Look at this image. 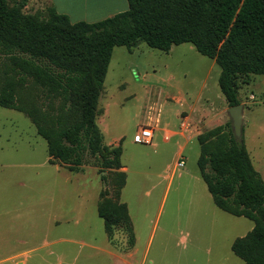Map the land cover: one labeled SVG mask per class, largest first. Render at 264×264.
Masks as SVG:
<instances>
[{
    "label": "rangeland",
    "instance_id": "rangeland-1",
    "mask_svg": "<svg viewBox=\"0 0 264 264\" xmlns=\"http://www.w3.org/2000/svg\"><path fill=\"white\" fill-rule=\"evenodd\" d=\"M5 1L39 20L49 7L72 23H92L100 14L90 12L91 0ZM219 72L191 44L168 52L144 43L114 47L95 123L103 145L121 147L119 169H104L85 149L82 165L70 171L49 158L25 111L0 108V264H243L230 246L253 223L215 207L197 167L196 137L231 131ZM14 77L1 57L0 89ZM238 86L241 143L264 181V75ZM16 102L48 120L73 122L78 115L76 105L64 107L70 104L62 95H49L32 80L17 91ZM183 123V136L166 133H178ZM141 128L152 131L149 144L133 142ZM179 160L184 164L177 168ZM117 173L125 178L119 191ZM102 193L126 205L131 247L122 224L112 241L105 234L96 211Z\"/></svg>",
    "mask_w": 264,
    "mask_h": 264
},
{
    "label": "trees",
    "instance_id": "trees-1",
    "mask_svg": "<svg viewBox=\"0 0 264 264\" xmlns=\"http://www.w3.org/2000/svg\"><path fill=\"white\" fill-rule=\"evenodd\" d=\"M126 11L100 21L70 22L53 7L39 20L0 0V58H7L15 77L0 89V108L25 111L45 142L50 159L70 171L82 165L84 150L104 169H119L121 147L102 144L95 123L99 93L114 47L140 43L168 52L191 44L219 68L217 84L229 107L239 104L238 80L264 75V0H126ZM32 80L49 95H62L65 106H77L75 120H48L34 108L16 102L17 91ZM197 167L212 203L219 210L253 223L230 249L243 264H264V181L254 170L243 143L229 130L212 129L196 137ZM118 191L125 184L117 173ZM118 192L116 195L118 196ZM102 193L97 205L104 232L112 241L119 225L133 245L126 205Z\"/></svg>",
    "mask_w": 264,
    "mask_h": 264
},
{
    "label": "crops",
    "instance_id": "crops-1",
    "mask_svg": "<svg viewBox=\"0 0 264 264\" xmlns=\"http://www.w3.org/2000/svg\"><path fill=\"white\" fill-rule=\"evenodd\" d=\"M91 2L92 3H91L90 12L91 13H93V12L94 13H97V12L100 13L98 15L99 19L96 20V21H100L102 19L111 17V16H113V15H115L117 13L126 11L127 8H128L126 0H91ZM96 21H93V22H96ZM184 120H187V117L184 118ZM184 126H185V124H184ZM186 126H187V124H186ZM186 126L185 127H180V125H179L178 133L177 132L176 133H172V132H168V131H166V133H169L172 136L179 135L181 137V136H183L182 133L186 131Z\"/></svg>",
    "mask_w": 264,
    "mask_h": 264
},
{
    "label": "water",
    "instance_id": "water-1",
    "mask_svg": "<svg viewBox=\"0 0 264 264\" xmlns=\"http://www.w3.org/2000/svg\"><path fill=\"white\" fill-rule=\"evenodd\" d=\"M231 132L237 143L242 142V105L238 104L227 109Z\"/></svg>",
    "mask_w": 264,
    "mask_h": 264
},
{
    "label": "built area",
    "instance_id": "built-area-1",
    "mask_svg": "<svg viewBox=\"0 0 264 264\" xmlns=\"http://www.w3.org/2000/svg\"><path fill=\"white\" fill-rule=\"evenodd\" d=\"M152 139V131L147 128H141L134 136L133 142L135 143H142V144H149ZM183 161L179 160L176 164V167H182Z\"/></svg>",
    "mask_w": 264,
    "mask_h": 264
}]
</instances>
